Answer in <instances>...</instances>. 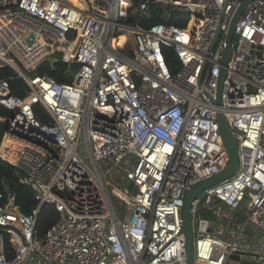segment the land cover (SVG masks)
I'll return each mask as SVG.
<instances>
[{"label": "built area", "instance_id": "obj_1", "mask_svg": "<svg viewBox=\"0 0 264 264\" xmlns=\"http://www.w3.org/2000/svg\"><path fill=\"white\" fill-rule=\"evenodd\" d=\"M242 1L89 0L83 8L0 0V67L28 85L19 96L0 79V105L11 113L0 157L39 200L30 214L11 193L0 205V264H187L186 194L230 161L219 112L238 143L239 166L194 201L195 264H226L254 249L242 258L264 264V0H251L236 23L215 103ZM153 7L187 23L141 26L139 15L152 19ZM59 60L68 81L35 72ZM47 203L59 218L42 235L37 221ZM202 220L214 221L213 230H201Z\"/></svg>", "mask_w": 264, "mask_h": 264}, {"label": "trees", "instance_id": "obj_2", "mask_svg": "<svg viewBox=\"0 0 264 264\" xmlns=\"http://www.w3.org/2000/svg\"><path fill=\"white\" fill-rule=\"evenodd\" d=\"M80 7L87 8L89 0H70ZM154 8V16L152 19H145L139 15L138 19L141 26L149 27L158 22L177 23L185 25L187 19L185 15L174 14L171 18L165 19L162 11L159 8ZM166 57L169 64L175 68L177 65L176 57L171 48H165ZM67 67L62 61H56L52 65L50 62L42 63L35 72L39 74H50L59 81H68L70 77L64 74V69ZM0 79H7L10 82L11 91L15 95L24 96L28 90V85L25 80L18 76V73L11 66H3L0 68ZM36 114L42 122L48 120V116L40 105L35 107ZM10 111L0 105V142L6 130V119L10 116ZM0 192L3 197L0 198V205H6L10 198V193L15 197V204L19 210L25 214H30L39 205V200L36 197L35 191L27 185H24L19 180L18 170L0 157ZM59 212L55 205L44 204L38 215V229L42 235H45L48 229L58 220ZM4 229L0 226V232Z\"/></svg>", "mask_w": 264, "mask_h": 264}, {"label": "water", "instance_id": "obj_3", "mask_svg": "<svg viewBox=\"0 0 264 264\" xmlns=\"http://www.w3.org/2000/svg\"><path fill=\"white\" fill-rule=\"evenodd\" d=\"M251 0H243L241 4L236 9L229 25L228 34L226 36V45L223 53V67L221 68V73L218 80V88H217V98L215 99V103L218 105L222 104V91L224 80L226 78V67L229 63V58L231 54V44L233 41L235 26L237 21L239 20L240 16L242 15L246 6L250 3ZM215 42L213 43L212 48L214 47ZM1 68V67H0ZM217 121L219 123L220 133L225 145V148L229 154L230 161L228 165L221 170L220 172L214 174L213 176L209 177L208 179L201 180L193 185L187 192L184 205H183V232L185 235L186 240V256H187V264H195V247H194V240H195V231L197 229V225H193L192 222V209L193 204L196 198L202 194V192L210 188L228 178L233 176L238 169L239 166V148L236 139L234 138L231 129L228 126L226 121L225 115L222 112L218 113ZM128 180L125 179L122 182V186H126ZM215 226L214 221H205L202 220L200 222V229L212 231L213 227ZM256 246H259V243H256ZM243 255H256L257 253L254 252H241L235 253L231 256L230 261L226 264H261L257 261H251L249 259H243Z\"/></svg>", "mask_w": 264, "mask_h": 264}, {"label": "crops", "instance_id": "obj_4", "mask_svg": "<svg viewBox=\"0 0 264 264\" xmlns=\"http://www.w3.org/2000/svg\"><path fill=\"white\" fill-rule=\"evenodd\" d=\"M241 212H242V211H239L237 214H240ZM229 214L232 215L233 212H229ZM235 214H236V213H235ZM251 234H252V236H251L252 241H255V245H257V244H256V240H259V239H258L259 232H258V231H252ZM254 251L257 252L258 249H254ZM254 251H253V252H254Z\"/></svg>", "mask_w": 264, "mask_h": 264}, {"label": "rangeland", "instance_id": "obj_5", "mask_svg": "<svg viewBox=\"0 0 264 264\" xmlns=\"http://www.w3.org/2000/svg\"><path fill=\"white\" fill-rule=\"evenodd\" d=\"M29 75H33L34 74V71H27ZM202 207V211L203 213L207 214V211H206V208H204V206H201Z\"/></svg>", "mask_w": 264, "mask_h": 264}, {"label": "bare ground", "instance_id": "obj_6", "mask_svg": "<svg viewBox=\"0 0 264 264\" xmlns=\"http://www.w3.org/2000/svg\"><path fill=\"white\" fill-rule=\"evenodd\" d=\"M124 40V37L121 38V42Z\"/></svg>", "mask_w": 264, "mask_h": 264}]
</instances>
